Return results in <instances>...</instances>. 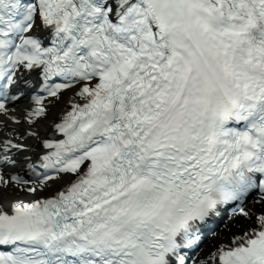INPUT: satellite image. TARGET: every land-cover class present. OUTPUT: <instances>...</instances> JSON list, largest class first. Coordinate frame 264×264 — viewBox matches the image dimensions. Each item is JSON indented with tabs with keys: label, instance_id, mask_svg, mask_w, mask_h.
I'll return each instance as SVG.
<instances>
[{
	"label": "snow or ice",
	"instance_id": "1",
	"mask_svg": "<svg viewBox=\"0 0 264 264\" xmlns=\"http://www.w3.org/2000/svg\"><path fill=\"white\" fill-rule=\"evenodd\" d=\"M0 264H264V0H0Z\"/></svg>",
	"mask_w": 264,
	"mask_h": 264
}]
</instances>
